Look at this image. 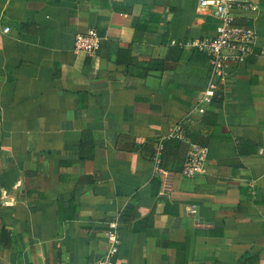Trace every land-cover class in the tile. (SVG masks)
<instances>
[{"label": "crops", "instance_id": "obj_1", "mask_svg": "<svg viewBox=\"0 0 264 264\" xmlns=\"http://www.w3.org/2000/svg\"><path fill=\"white\" fill-rule=\"evenodd\" d=\"M247 1L253 53L199 114L211 67L184 45L215 37L212 6L0 0V264H90L119 213L113 264H264V0ZM88 32L94 56L74 51ZM187 117L205 171L184 178L168 143L162 195L152 147Z\"/></svg>", "mask_w": 264, "mask_h": 264}, {"label": "built area", "instance_id": "obj_2", "mask_svg": "<svg viewBox=\"0 0 264 264\" xmlns=\"http://www.w3.org/2000/svg\"><path fill=\"white\" fill-rule=\"evenodd\" d=\"M201 7L213 8V17L217 20L216 35L213 39L193 40L184 46L204 53L211 67L210 78L207 86L198 101L194 112L204 113V106L209 104L214 91L226 77L225 63H244L252 55L257 39V33L253 27L239 26L235 24L237 19L245 21L253 20L258 13V7L247 0H198ZM252 16V17H251ZM9 29H4L7 33ZM102 39L93 32L78 34L75 37L74 51L78 54L94 56L99 49ZM188 117L173 126L168 134L155 140L151 161L154 167V177L161 182V194L169 192L171 174L162 166V154L164 143L170 140H178L187 145V153L182 163L181 175L186 179H192L202 175L205 171L209 157L208 150L193 144L187 132ZM254 195V191H251ZM120 213L108 221L106 225L107 249L94 262L90 264H113L115 256L121 247L119 232Z\"/></svg>", "mask_w": 264, "mask_h": 264}, {"label": "trees", "instance_id": "obj_3", "mask_svg": "<svg viewBox=\"0 0 264 264\" xmlns=\"http://www.w3.org/2000/svg\"><path fill=\"white\" fill-rule=\"evenodd\" d=\"M170 142H176V143H182V142H180V141H178V140H170V141H167V142H165L164 143V150H165V147H166V145L168 144V143H170ZM164 150H163V152H164ZM153 153V147H152V152H151V154ZM162 156H163V154H162ZM120 220H121V218H120Z\"/></svg>", "mask_w": 264, "mask_h": 264}]
</instances>
